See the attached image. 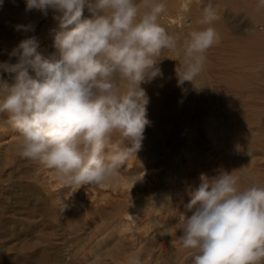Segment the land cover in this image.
I'll return each instance as SVG.
<instances>
[{
	"label": "rangeland",
	"instance_id": "rangeland-1",
	"mask_svg": "<svg viewBox=\"0 0 264 264\" xmlns=\"http://www.w3.org/2000/svg\"><path fill=\"white\" fill-rule=\"evenodd\" d=\"M209 3L218 10L213 26L220 35L202 72L210 86L202 90L198 79L178 86L176 67L164 65L163 80L147 93L150 124L142 147L114 183L60 184L54 170L16 154L19 133L9 114L0 113V264H93L98 252L109 257L103 264H127L125 254L139 256L141 264H194L195 250L179 241L178 220L201 174L232 173L241 190L264 185V7L257 8L258 0ZM199 15L172 22L181 41ZM43 16L31 36L50 54L55 49L46 50V43L57 29L53 12L45 16L25 11V0H4L0 62L15 63L9 53L29 37L16 26H34ZM200 27L196 21L191 26ZM203 91L211 105L201 102ZM112 141L122 142L118 134ZM64 201L71 204L65 211ZM165 230L169 235H162Z\"/></svg>",
	"mask_w": 264,
	"mask_h": 264
},
{
	"label": "clouds",
	"instance_id": "clouds-1",
	"mask_svg": "<svg viewBox=\"0 0 264 264\" xmlns=\"http://www.w3.org/2000/svg\"><path fill=\"white\" fill-rule=\"evenodd\" d=\"M31 10L53 12L55 51L45 54L37 37L29 36L9 53L15 63L0 62V113L9 114L19 133L14 150L54 170L69 188L114 183L141 149L150 124V98L141 85L163 75L165 50L179 61L178 86L194 83L206 53L220 43L213 26L217 8L203 6L202 27L189 25L182 41L159 22L167 11L164 0H25V11ZM114 134L122 142H113ZM238 183L226 171L201 174L190 193L178 224L181 246L195 250L194 264H264V185L241 190ZM63 203L64 211L71 206ZM125 255L127 264H141L139 256ZM108 259L98 252L93 264Z\"/></svg>",
	"mask_w": 264,
	"mask_h": 264
},
{
	"label": "bare ground",
	"instance_id": "bare-ground-1",
	"mask_svg": "<svg viewBox=\"0 0 264 264\" xmlns=\"http://www.w3.org/2000/svg\"><path fill=\"white\" fill-rule=\"evenodd\" d=\"M209 1L210 0H197V1H194V0H164V2L167 5V11L162 15L159 22L163 27L166 28V30L170 34L175 35V27L172 24V22L176 21L179 24V23L183 22L181 16H183V15L187 16L188 14L195 13V12L200 13L202 11L203 6L207 5L209 3ZM43 18H44V16L41 17L39 20L35 21V25L33 26L34 31H29V36L33 35L36 32L38 26L42 23ZM200 18H201V15H199L196 19H192V21L189 25L194 26V22L195 21L199 22ZM188 20H189V18H188ZM182 24H184V23H182ZM180 28H181V26H180ZM26 38H27V36H26ZM53 49H54L53 48V42L46 43V50H48V51L50 50L52 52ZM170 58H171V54L165 50V52L160 57V59H162V60L159 62V67H160L161 71H162L164 65H165V67H167L168 70L175 69V67H177L179 65V61L174 60V59H170ZM210 68H212V67H210ZM253 68H254V66H253ZM213 70L214 69L212 68L211 72H210L211 74H214ZM196 79L201 81V82L200 81L199 82H200V86H201L202 90L203 89L205 90L206 86H210L209 81L208 80H207L208 82L206 81V75L205 74L201 73ZM162 80H163V78L161 76H158V77L154 78L153 80H151L149 83L142 84L141 86L148 93L152 90H156V88L159 86V84ZM214 81L216 84L215 86L220 87L223 85V81L217 76H216V79ZM205 91H203L204 95L202 96V98H200L201 102H203L204 105H211L212 104L211 98L207 96Z\"/></svg>",
	"mask_w": 264,
	"mask_h": 264
}]
</instances>
